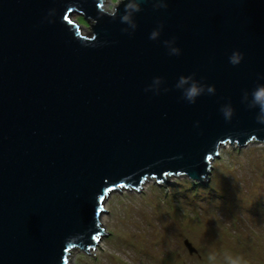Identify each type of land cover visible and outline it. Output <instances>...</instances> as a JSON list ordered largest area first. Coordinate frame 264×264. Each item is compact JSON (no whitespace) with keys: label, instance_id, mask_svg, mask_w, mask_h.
I'll return each instance as SVG.
<instances>
[{"label":"water","instance_id":"obj_1","mask_svg":"<svg viewBox=\"0 0 264 264\" xmlns=\"http://www.w3.org/2000/svg\"><path fill=\"white\" fill-rule=\"evenodd\" d=\"M105 3L0 0V264H70L108 234L113 193L207 185L223 146L264 143L259 110L242 103L264 85V0H147L128 33ZM193 75L216 91L189 104L175 85Z\"/></svg>","mask_w":264,"mask_h":264},{"label":"rangeland","instance_id":"obj_2","mask_svg":"<svg viewBox=\"0 0 264 264\" xmlns=\"http://www.w3.org/2000/svg\"><path fill=\"white\" fill-rule=\"evenodd\" d=\"M105 1L112 10L120 0ZM74 21L91 32L81 16ZM220 151L207 185L169 177L110 195L101 219L108 234L90 254L73 251L70 264H264V143Z\"/></svg>","mask_w":264,"mask_h":264},{"label":"clouds","instance_id":"obj_3","mask_svg":"<svg viewBox=\"0 0 264 264\" xmlns=\"http://www.w3.org/2000/svg\"><path fill=\"white\" fill-rule=\"evenodd\" d=\"M147 2V0H122V3L113 6L112 10L108 12V15L112 19H116L119 15L120 22L128 25V28L122 29L123 32L128 33L129 28L134 32L137 28V24L134 22V15L142 11L141 4ZM124 5V14L120 15L119 9L121 5ZM154 9L167 8L166 3H159L153 5ZM162 28V25H161ZM160 35V29L152 31L150 34L151 40H157ZM175 43V40L172 41H164L165 47L169 48L170 44ZM169 55H180V50L178 48H170ZM243 60V55L239 52H234L229 57V62L233 65H239ZM264 79V77H261ZM163 82L162 78H154L153 84L159 85ZM152 85L145 89V91H152ZM177 90L182 92V99L186 100L189 104H195L198 97L205 94V90L207 94L214 95L215 87L205 85L201 82H198L194 79L193 76H181L179 77L178 82L175 85ZM164 91H168L167 88ZM158 95L159 92L157 91ZM251 96V98H250ZM242 103H245L249 109H258V115L256 120L259 124L264 125V85H257L256 88L249 94L247 91L243 93ZM221 112L226 120H231L234 115V109L230 104L225 105L221 108ZM230 264H242V261L239 258L231 259Z\"/></svg>","mask_w":264,"mask_h":264},{"label":"trees","instance_id":"obj_4","mask_svg":"<svg viewBox=\"0 0 264 264\" xmlns=\"http://www.w3.org/2000/svg\"><path fill=\"white\" fill-rule=\"evenodd\" d=\"M196 185H199V184L196 183Z\"/></svg>","mask_w":264,"mask_h":264},{"label":"bare ground","instance_id":"obj_5","mask_svg":"<svg viewBox=\"0 0 264 264\" xmlns=\"http://www.w3.org/2000/svg\"><path fill=\"white\" fill-rule=\"evenodd\" d=\"M102 223V222H101ZM103 227V226H102Z\"/></svg>","mask_w":264,"mask_h":264}]
</instances>
